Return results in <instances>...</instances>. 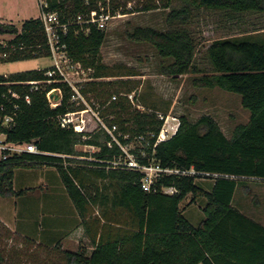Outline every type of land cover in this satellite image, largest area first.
Here are the masks:
<instances>
[{
  "label": "trees",
  "instance_id": "trees-1",
  "mask_svg": "<svg viewBox=\"0 0 264 264\" xmlns=\"http://www.w3.org/2000/svg\"><path fill=\"white\" fill-rule=\"evenodd\" d=\"M184 1L186 5L168 12L167 22H188L193 17V9L264 13V0ZM45 2L47 6L41 4V11H56L61 21L68 24V31L61 38L67 44L69 55L84 67H92L95 77L106 76L101 48L107 31L98 29L93 23H78L77 15L99 16L100 2L113 12L126 14L128 0ZM164 6L170 8V0L164 2ZM155 7L151 3L141 9ZM0 34L13 36L7 41L0 40V64L51 56L40 17L25 20L20 28L0 22ZM126 36L156 49L163 60V74L174 79L186 74L198 75L193 80L195 86L220 87L238 93L242 105L251 112L249 122L238 124L231 137L225 135L212 116L204 115L192 121L187 115H181L176 134L156 148L153 147V138L145 147L148 156L141 161L154 159L163 166H194L198 171L228 177H217L208 184L188 177L158 179L159 188L174 186L178 190L167 194L160 190H144L142 174L138 171L108 169L106 164L95 160H78L74 156L84 155L77 149L80 144L99 147L94 154L96 159L112 160L121 150L107 145L110 136L105 130L80 132L59 124V115L76 108V104L70 101L72 90L68 84L53 82L45 84L41 90L30 91L29 85L20 83L47 79L46 67L0 74V115L16 112L12 124L4 126L0 123V133H5L12 142L35 141L42 151L50 153L23 152L1 159L0 196H19L27 191L15 190L16 168L54 164L82 216L89 204L109 201L113 208H122L129 213L130 220L118 221L119 226L114 228L113 235L106 239L101 236L90 255L84 250L64 251L65 264H264V224L234 206L237 187L241 184L245 191L250 190L244 178L264 180V35L245 34L214 40L207 49L214 69L212 73H205L196 63L197 43L186 28L169 30L137 26L127 31ZM105 84L108 82H89L92 90L98 93ZM53 88L64 91L63 101L56 108L50 106L47 98V92ZM10 90L16 91L19 97H13ZM26 94L30 95V103L25 99ZM111 103L117 116L107 120L108 124H120V129L130 133L131 139L149 131L159 133L163 121L158 118L156 108L149 112L131 111V104L123 100L115 99ZM124 113L129 116L124 118ZM121 139L124 143L129 142ZM135 153L139 155L138 151ZM64 161L94 166L88 170L96 173L101 181L115 182L118 191L110 198L100 188L91 190L82 177L85 169L65 166ZM189 195H192L191 203L199 199L204 202L205 217L198 225L186 217L182 208V202ZM4 262L5 255L0 251V264Z\"/></svg>",
  "mask_w": 264,
  "mask_h": 264
},
{
  "label": "rangeland",
  "instance_id": "rangeland-1",
  "mask_svg": "<svg viewBox=\"0 0 264 264\" xmlns=\"http://www.w3.org/2000/svg\"><path fill=\"white\" fill-rule=\"evenodd\" d=\"M25 1L29 3L32 9L31 14L35 15L37 13L35 5L29 0ZM166 1L168 0H128V13L115 12L120 13V16L117 15L106 29L108 35L101 48L102 63L107 67L103 71L106 76L96 77L94 80L96 82H108V84L100 87L98 93L92 90V86L88 82L85 88L87 102L94 109L98 103L105 105L104 108H100V112L106 122L117 116L111 107L112 103H109L113 95H116L118 100L130 103L131 111L149 112L156 108L157 111L176 116L179 120L181 115H187L192 121L209 115L218 122L225 135L231 137L235 127L240 123H248L251 116V112L242 105L241 95L220 87H197L193 83L194 78L198 76L195 74H186L177 79L163 74L161 72L163 60L157 54L156 49L148 43L132 41L126 36V32L137 26H153L169 30L186 28L197 43L196 63L205 73H212L214 69L207 53L211 43L224 37L253 33L264 35V13L246 12L239 14L193 9V17L190 21L167 22L166 17L171 9L181 8L187 3L184 0H170L171 6L167 8L164 6ZM43 2L45 0H41V3ZM151 3L157 7L150 10L141 9L144 5ZM12 37L11 34H0V40L3 41ZM52 62L50 57H46L4 63L0 65V74L5 75L38 67H50ZM85 106L84 104L76 105L80 108ZM122 116L127 118L129 115L124 113ZM87 118L90 124L88 130L94 132L97 128V122L95 120L90 121L89 115ZM114 125L121 130L120 124ZM142 147V142L134 137L129 148L135 152ZM77 149L84 154L82 155L84 158H95V152L100 150L99 147L93 148L85 144L78 145ZM74 157L79 158L78 156ZM79 164L82 163L72 162V164L66 165L84 168L83 174H86L89 179L86 184L91 190L100 188V191L109 195L110 198L118 191L119 188L115 182L92 180L90 177L92 172L89 170L94 166ZM244 180L249 185L250 190L245 191L240 184L235 193L234 206L264 224V180L247 178ZM204 182V184H208L210 180ZM191 198L192 195H189L182 202V208L186 217L194 225H198L205 217L202 209L204 202L199 199L191 203ZM95 207L101 214L102 212L107 213L108 217L116 222L130 220L127 211L122 208H113L110 201L106 204H95ZM6 234L7 230L0 229V250L5 255L6 264H65L61 254L35 246L20 236H11L13 237L12 240H8Z\"/></svg>",
  "mask_w": 264,
  "mask_h": 264
},
{
  "label": "built area",
  "instance_id": "built-area-1",
  "mask_svg": "<svg viewBox=\"0 0 264 264\" xmlns=\"http://www.w3.org/2000/svg\"><path fill=\"white\" fill-rule=\"evenodd\" d=\"M47 6L46 2L41 3ZM100 14L99 16H89L85 17L82 14L77 15V22L80 24H96L98 29L106 30L115 17L120 13H115L111 10L109 6H106L103 2L99 3ZM41 20L43 21L45 32L48 38V45L50 47L52 59V65L48 67L45 75L48 77L45 80H30L22 81L21 84L29 85L30 91L41 90L44 88L45 84H50L53 82H64L72 90L70 101L75 103L77 106L82 104L85 107H76L74 110H69L64 114L59 115L58 121L63 128H73L76 131H88L89 121L87 116H90V121L95 120L97 122V128L95 131L105 130L109 134L110 139L107 145L110 148L115 146L119 147L121 152L119 155H115L112 160H103L96 158H89V160H95L99 163L106 164V168H118L138 171L142 174V187L146 191H162L167 194H174L178 190L174 186H162L158 187L157 181L163 177H188L194 178L195 181H214L217 177H228L227 175L210 173L206 171H198L194 166L191 167H171L163 166L160 162H156L154 159H149L148 162L141 161L143 158L148 156L145 151L146 145H150V141L155 138L153 147L156 148L161 142L172 138L180 126V120L176 116L171 114H164L157 111V116L163 121L159 133L147 132L146 134H141L136 136L141 142L143 147L137 150L139 155H137L133 149L129 148L131 145V135L128 132L119 130L115 125H109L105 120L104 116L101 114L100 110L105 107L101 103L97 104L94 109L89 106L85 88L88 82L94 81L96 77L94 76V69L92 67H84L81 62L75 61L68 53L67 44L62 41L61 35L66 34L68 31V24L61 21L58 12H46L42 11ZM89 30V29H88ZM54 90H58L59 99L55 100L51 98V94ZM13 97H19L16 91L10 90ZM64 97V91L61 88H53L47 92V98L49 100L50 106L56 108L61 105ZM27 102H31L29 94L25 95ZM117 99L116 95H113L109 103ZM133 99V98H131ZM17 108V107H16ZM101 108V109H100ZM4 109V106L1 107ZM16 112L5 113L0 115V123L4 126L12 124L15 120ZM171 119V121H170ZM123 137L129 140L128 143H124L121 139ZM87 136H84L86 139ZM93 148L97 146L90 145ZM23 152L37 153V154H50L48 152L42 151L35 141L32 142H12L8 141L7 135L5 133H0V160L7 158L13 154H21ZM66 157L65 155H61ZM101 166V165H100Z\"/></svg>",
  "mask_w": 264,
  "mask_h": 264
},
{
  "label": "crops",
  "instance_id": "crops-1",
  "mask_svg": "<svg viewBox=\"0 0 264 264\" xmlns=\"http://www.w3.org/2000/svg\"><path fill=\"white\" fill-rule=\"evenodd\" d=\"M29 1L35 5V15L31 14L32 9L25 0H0V22L14 24L20 28L25 20L39 18L42 12L41 0ZM66 164L72 162L64 161V165ZM82 177L85 183H88V177L84 174ZM90 177L95 181L101 180L94 172ZM14 187L15 190L27 191L19 196H0V229L7 230L8 240L20 236L35 246L50 249L61 255L64 251L79 250H84L90 255L101 236L108 238L116 231L114 228L119 226L107 213L103 216L104 213L101 214L93 203L87 206L82 216L66 190L58 167L54 164L16 168ZM20 245L22 247L21 242Z\"/></svg>",
  "mask_w": 264,
  "mask_h": 264
},
{
  "label": "water",
  "instance_id": "water-1",
  "mask_svg": "<svg viewBox=\"0 0 264 264\" xmlns=\"http://www.w3.org/2000/svg\"><path fill=\"white\" fill-rule=\"evenodd\" d=\"M59 97H60V96H59L58 90H54V91L52 92V94H51V98L57 100V99H59Z\"/></svg>",
  "mask_w": 264,
  "mask_h": 264
}]
</instances>
